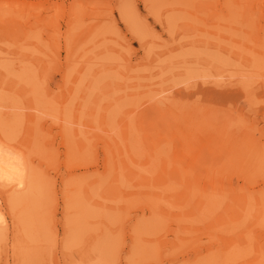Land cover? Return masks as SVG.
<instances>
[{"label": "rangeland", "instance_id": "rangeland-1", "mask_svg": "<svg viewBox=\"0 0 264 264\" xmlns=\"http://www.w3.org/2000/svg\"><path fill=\"white\" fill-rule=\"evenodd\" d=\"M0 105V264H264V0H0Z\"/></svg>", "mask_w": 264, "mask_h": 264}, {"label": "bare ground", "instance_id": "bare-ground-1", "mask_svg": "<svg viewBox=\"0 0 264 264\" xmlns=\"http://www.w3.org/2000/svg\"><path fill=\"white\" fill-rule=\"evenodd\" d=\"M0 107H1V105H0ZM2 107L4 108V105H2ZM5 108H6V106H5ZM4 108V109H5ZM14 108H15V106H14ZM17 108H20V107H16V109ZM137 108V107H136ZM13 109V108H12ZM40 109H41V107H40ZM0 110H1V108H0ZM38 110V109H37ZM11 111V110H10ZM23 111V110H22ZM1 114V113H0ZM3 114V113H2ZM18 114V113H17ZM11 116H13L14 115V110L12 111V114H10ZM17 116V115H16ZM20 115L18 114V117H16V118H18V119H20V117H19ZM14 117V116H13ZM1 118H2V116H1ZM5 118V117H4ZM40 118V117H39ZM3 119V118H2ZM38 119V118H37ZM17 120V119H16ZM4 121V120H3ZM6 121V120H5ZM39 121V120H38ZM69 121V120H68ZM132 121V120H131ZM134 121V120H133ZM129 124H130V122H129ZM132 124V123H131ZM117 124H115V125H112V126H116ZM133 125V124H132ZM132 125H130V127L132 128ZM111 127V126H110ZM102 129V128H101ZM81 130V129H80ZM120 133V132H119ZM121 135V133L120 134H118L117 136H120ZM82 137V136H81ZM116 137V136H115ZM86 138V137H85ZM112 138V137H111ZM121 140V138L120 137H118V140ZM126 139V138H125ZM89 141V140H88ZM113 142V141H112ZM121 142V141H120ZM122 144H123V142H121ZM87 145H90V144H87ZM124 145V144H123ZM2 161V160H1ZM2 164V163H1ZM5 166V165H4ZM1 168V167H0ZM6 168V167H5ZM4 171V170H3ZM13 219V218H12ZM6 219H5V217H4V215L0 212V228H5V226H6Z\"/></svg>", "mask_w": 264, "mask_h": 264}]
</instances>
